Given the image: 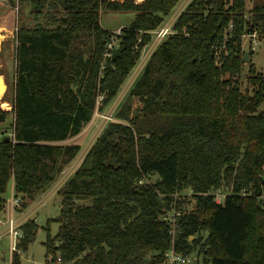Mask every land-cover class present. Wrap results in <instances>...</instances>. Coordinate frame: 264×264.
Listing matches in <instances>:
<instances>
[{
	"label": "trees",
	"instance_id": "obj_1",
	"mask_svg": "<svg viewBox=\"0 0 264 264\" xmlns=\"http://www.w3.org/2000/svg\"><path fill=\"white\" fill-rule=\"evenodd\" d=\"M18 2L36 24L16 33L11 136L0 124V213L11 179L16 197L34 200L77 158L81 145L67 142L114 101L181 0ZM104 11L135 14L107 59ZM174 31L118 111L127 124L112 123L59 191V231L44 243L51 261L161 264L173 240L162 217L174 195L192 192L177 201L176 247L198 251L204 264H264V73L253 66L245 91L239 82L244 37H264V0H193ZM217 189L229 193L222 204L204 195ZM38 230L33 221L21 227L19 251ZM11 264H22L18 251Z\"/></svg>",
	"mask_w": 264,
	"mask_h": 264
},
{
	"label": "rangeland",
	"instance_id": "obj_2",
	"mask_svg": "<svg viewBox=\"0 0 264 264\" xmlns=\"http://www.w3.org/2000/svg\"><path fill=\"white\" fill-rule=\"evenodd\" d=\"M193 0H181V2L175 7L172 13L165 18L163 23L167 24L170 20L173 22V27L178 17L186 9V7ZM251 3L248 4L249 9ZM135 19L133 13H114L104 11L101 14V26L109 31L111 34H116L118 30L129 26ZM36 22L30 15L29 6H21L18 0H0V31L3 35L0 50V75L6 81V93L4 90L0 94V110L7 113L4 125L6 136H11L12 130L10 126L14 121L13 113V100H14V75L16 69V33L22 26L33 27ZM172 27V28H173ZM175 34L174 29L172 30ZM152 34V33H151ZM172 34V35H173ZM169 35L168 37L172 36ZM12 36V37H11ZM153 37V34H152ZM167 37V38H168ZM166 38V39H167ZM165 39V40H166ZM164 40V41H165ZM163 41V42H164ZM250 41V40H249ZM260 44L254 47V55L248 64H245L243 75L239 77V82L242 85L243 91L250 87L248 85V73L254 66V71L258 73H264V37L259 39ZM162 42V43H163ZM155 45V38L145 47L141 57L138 61L137 66L131 72L123 86L121 87L117 97L103 112L96 110L92 121L84 128L82 133L75 138H72L67 143H76L81 145V151L77 158L55 179L51 187L39 194L34 200H30L21 197L20 209L22 204H27L28 207L24 211H16L14 216L15 219L21 224V227L33 221L38 225L39 230L37 233L36 240L29 246L28 251H18L22 258V264H50L52 257H47V251L44 243L47 240L49 233L51 236H56L59 231V223L55 219L60 215L62 208V198L59 191L64 187L68 180L74 175V173L81 167L84 159L93 148L96 141L106 133L112 123L116 124H127L125 121L119 120L116 115L120 110L122 104L128 98L132 88L136 84L144 72L147 64L149 63L152 55L158 49ZM117 48L111 52V56L119 50V42H117ZM245 50H248V42L244 41ZM252 88H250L251 90ZM4 93V95H3ZM3 95V96H2ZM99 107L101 106L102 98L99 97ZM140 103L135 100V107H139ZM4 108V109H3ZM6 109V110H5ZM156 176L149 179L151 183L154 182ZM13 180L8 185L5 197L7 204L5 210L0 213V264H11L12 256L16 251H12V241L10 235L7 233L8 228V201L14 195ZM189 193V192H187ZM18 208V209H19ZM20 231V227L18 228ZM57 261V260H56ZM53 261H51L52 264Z\"/></svg>",
	"mask_w": 264,
	"mask_h": 264
},
{
	"label": "built area",
	"instance_id": "obj_3",
	"mask_svg": "<svg viewBox=\"0 0 264 264\" xmlns=\"http://www.w3.org/2000/svg\"><path fill=\"white\" fill-rule=\"evenodd\" d=\"M173 22H174V19L172 23L170 20L167 24H164L165 26H163L162 24L160 28L151 32L153 34V37L155 38L156 46L162 43L169 35H172L174 33L172 32V30L174 29ZM231 29H232V26H231ZM121 35H122V30H118L116 34H112V37L107 44V49H106L107 53H106L105 59L112 57L111 52L117 48L116 45H117V42H119V38L121 37ZM259 39L260 38H259V34L257 31H254L252 34H247L243 40L244 51H246L244 47V41L247 40L248 42V50L246 52L249 53L251 51L254 52V47L260 44ZM225 51H226V47L220 49L218 53L216 54L217 56L216 63L218 65L220 64V61H221V55L225 53ZM150 183L151 182L148 179H143L142 181H140L141 185L150 184ZM204 195L212 197L215 203L222 204L225 201L227 195H229V193L224 191V189H217V190H213ZM190 196H192V192H189V193L184 192V193L174 195L175 207L173 211L169 213L167 216L162 217V221L166 222L167 225L170 227V232L173 236V240H172V245L170 249H168L163 254L161 264H204L203 256L199 254L198 251H193V252L180 251L176 247V243H175L177 230L179 228V220L182 217V211L177 208V201L181 197H190ZM260 200L262 202V205L264 206V194L260 196ZM20 201L21 199L19 197L13 196L11 200L8 202L9 216H8L7 233L11 237L13 252L19 251L18 244L20 240L23 238V233L21 231V224L18 222V220L15 219V216H14L15 212L20 207ZM19 227H20V231L18 230ZM50 264H51V261H50ZM52 264H62V260L60 256L58 257L57 261L52 262Z\"/></svg>",
	"mask_w": 264,
	"mask_h": 264
},
{
	"label": "water",
	"instance_id": "obj_4",
	"mask_svg": "<svg viewBox=\"0 0 264 264\" xmlns=\"http://www.w3.org/2000/svg\"><path fill=\"white\" fill-rule=\"evenodd\" d=\"M208 2L211 3L212 0H208ZM65 22H66V20H65ZM249 61H250V56H249V53L246 52V53H245V56H244V58H243V63H244V64H248ZM1 77H2V76L0 75V78H1ZM3 85L6 86V81H5V79H3V80L0 79V90L2 89ZM5 118H6V115H4V114H0V124L4 123ZM5 141H7V142L10 141V137H6V138H5ZM262 179H263V181H264V177H262ZM152 255H153V254H149V256L146 258V260L149 261V260L151 259Z\"/></svg>",
	"mask_w": 264,
	"mask_h": 264
},
{
	"label": "bare ground",
	"instance_id": "obj_5",
	"mask_svg": "<svg viewBox=\"0 0 264 264\" xmlns=\"http://www.w3.org/2000/svg\"><path fill=\"white\" fill-rule=\"evenodd\" d=\"M2 39H3V35L1 34V31H0V50H1V42H2ZM0 79L3 80V77H1ZM3 90H4V93H6V86H4V85H3L2 89L0 90V94L2 93ZM4 93H3V95H4Z\"/></svg>",
	"mask_w": 264,
	"mask_h": 264
},
{
	"label": "crops",
	"instance_id": "obj_6",
	"mask_svg": "<svg viewBox=\"0 0 264 264\" xmlns=\"http://www.w3.org/2000/svg\"><path fill=\"white\" fill-rule=\"evenodd\" d=\"M11 180H13V187H14V195L13 196H15V180L14 179H11ZM9 202V201H8ZM7 211H9V209H7Z\"/></svg>",
	"mask_w": 264,
	"mask_h": 264
}]
</instances>
